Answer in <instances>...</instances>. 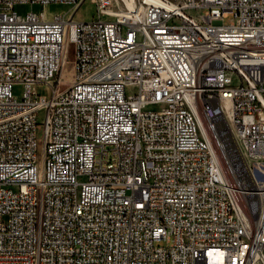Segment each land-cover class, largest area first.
<instances>
[{"label":"built area","instance_id":"built-area-1","mask_svg":"<svg viewBox=\"0 0 264 264\" xmlns=\"http://www.w3.org/2000/svg\"><path fill=\"white\" fill-rule=\"evenodd\" d=\"M85 1L0 0V264H264V0Z\"/></svg>","mask_w":264,"mask_h":264},{"label":"rangeland","instance_id":"rangeland-1","mask_svg":"<svg viewBox=\"0 0 264 264\" xmlns=\"http://www.w3.org/2000/svg\"><path fill=\"white\" fill-rule=\"evenodd\" d=\"M69 7L61 5V4H51L46 7L40 4H36L31 6L30 4H24V5H17L16 9L18 12L23 13L26 12L27 10L33 9L37 12H41L42 10L46 11L49 16H52L54 13H63L66 12ZM75 13V17L77 19H82V20H89L94 17L95 15V7L94 5L89 1H85L84 3L81 4V7H77ZM53 12V13H52ZM69 61L66 64V73L64 75V78L62 80V87L66 88L69 86L72 82V59L74 57V46L72 43L69 44ZM17 93L21 92L20 88L16 89Z\"/></svg>","mask_w":264,"mask_h":264},{"label":"bare ground","instance_id":"bare-ground-1","mask_svg":"<svg viewBox=\"0 0 264 264\" xmlns=\"http://www.w3.org/2000/svg\"><path fill=\"white\" fill-rule=\"evenodd\" d=\"M48 5H51V4L44 5V7H46ZM61 5H64L66 7L68 6L66 4H61ZM75 9L68 8L66 12L59 13V14L63 15L66 18H70V17L73 18V17H75L74 15L76 13ZM41 12L44 14L46 19H51L56 14V13H54L52 16H49L46 11L42 10ZM66 71H67V69H66V65H65L64 68H63V71H62L63 76L65 75ZM86 212H88V203H80L79 207H75V214H83V213H86Z\"/></svg>","mask_w":264,"mask_h":264}]
</instances>
